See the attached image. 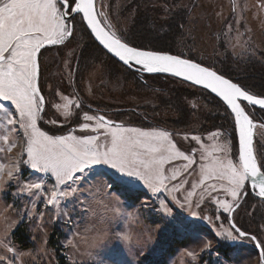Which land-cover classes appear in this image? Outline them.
Here are the masks:
<instances>
[{"label":"rangeland","instance_id":"374dc122","mask_svg":"<svg viewBox=\"0 0 264 264\" xmlns=\"http://www.w3.org/2000/svg\"><path fill=\"white\" fill-rule=\"evenodd\" d=\"M96 2L98 12L102 13L109 28L130 43L136 40V30L141 29L148 32L149 43L154 48L183 53L248 86L263 84L258 75L250 74L249 66L264 70V0ZM139 23L142 25L138 26ZM169 35L173 36L172 48L160 47L159 40ZM144 42L148 44L147 40ZM80 43L76 32L64 44L45 46L38 55L39 85L45 97L39 126L49 134L63 135L69 131L76 135L92 134L79 130V124L85 122L83 113L103 114L125 127L170 132L177 147L192 154L196 162L187 169L183 159L166 164V174L179 173L177 180L168 183L167 191L161 189L159 193H153L141 186L135 193L120 197L104 187L107 177L99 176L97 172L108 169L98 166L86 171L84 179L77 182L83 185L75 193L78 200L69 195L56 206L47 203L54 177L35 172L22 163L26 158L22 156L24 141L13 133L10 139L17 146L10 153H0L7 164L0 178V242H3L0 243V256L8 259L15 256L13 264H59L60 257L65 259V264H116L117 261L121 264H264L254 241L241 238L233 242L217 235L223 229L231 228L232 219L245 232L264 241V200L248 191L238 198L239 207L235 211L225 213L220 202L232 203L230 194L225 191L227 180L213 178L200 184L203 178L201 164H211L216 158L238 161L237 134L235 139L232 123L223 121L225 111L213 108L210 95L182 79L166 77L158 81L146 76L145 83L138 72L134 69L133 74L127 72L122 62L120 65L109 58L110 54L101 51L84 58ZM172 88L181 91V99L190 108L185 119L175 112ZM258 95L264 96V90ZM69 102L72 114L66 117L63 107L57 109L55 105ZM3 103L10 111L14 110L15 106L10 102ZM249 108L255 114L259 113V108ZM131 111L147 115L162 126L128 122ZM208 117H221V122L215 124L208 121ZM254 118L253 145L259 159V154L264 152V112ZM176 120V124L184 127L172 128ZM56 130L62 132L53 133ZM213 133H217L215 138ZM192 136L201 139L193 141ZM224 144L229 146L227 153L217 150ZM0 147H6L2 141ZM18 160L21 161L19 175L9 180L7 173ZM40 179H43L46 191L32 189L29 194L24 190L26 184ZM181 183L179 192L172 191L173 185ZM209 185H215V190ZM190 191L194 195L188 197ZM161 201L171 209V216L161 211ZM112 207L120 208L121 215L108 211ZM193 212L198 215L193 216ZM173 218L185 221L189 227L178 231L168 222ZM21 223L32 243L27 248L20 247L12 236ZM101 233L105 234L104 240L93 243V237ZM123 234L131 239L118 238ZM69 239L72 244L68 243ZM208 241L211 243L206 249L204 245ZM4 243L14 251L8 252ZM189 251L195 254L194 257L187 254Z\"/></svg>","mask_w":264,"mask_h":264},{"label":"snow or ice","instance_id":"6c2138e0","mask_svg":"<svg viewBox=\"0 0 264 264\" xmlns=\"http://www.w3.org/2000/svg\"><path fill=\"white\" fill-rule=\"evenodd\" d=\"M101 15L95 9L94 0H0V141L6 146L0 147V153H10L17 146L10 139L13 133L22 137V156L26 157L22 163L35 172L54 177L55 183L47 203L56 206L69 195L78 200L75 193L83 185L77 182L84 179L86 171L90 172L98 166L108 169L97 172V175L107 177L104 187L120 197L135 193L141 186L153 193H159L161 189L167 191L168 183L177 180L179 173L173 171L171 175L166 174L165 165L183 159L187 162V169L196 162L192 154H186L177 147L170 132L125 127L106 119L104 115L83 113L85 122L79 124V130L92 134L76 135L73 131L63 135L49 134L39 126L45 97L39 85L38 55L46 45L64 44L74 37L73 21L79 17L106 53L117 58L129 70L182 78L214 93L230 110L229 114L234 115V130L238 131L239 137L238 161L216 158L211 164H201L203 178L200 184L213 178L227 180L225 191L230 194L232 203L220 202L225 213H232L239 207L238 198L245 192L258 189L257 195L264 198V152L259 154L258 159L253 146L255 125L246 112L249 106H259L264 111V96L251 93L240 83L183 53L173 54L168 50L130 43L115 31L108 30L100 19ZM3 102H10L15 106L14 110L10 111ZM70 104H57L55 107H63L68 117L72 114ZM76 107L80 108V105ZM212 136L215 138L217 133ZM191 139L199 141L201 138L192 136ZM217 150L227 153L229 146L220 145ZM20 163L18 160L12 165L15 171H8L9 180L19 175ZM6 167L4 157L0 156V178ZM43 185L44 181L40 179L39 182L26 184L24 190L29 194L32 189L46 191ZM181 187L182 183L173 185L172 191L179 192ZM209 187L215 190V185ZM193 195L194 192H188V197ZM173 199L180 203L176 197ZM180 206L184 207V204ZM160 209L166 216H171V209L163 201ZM84 211L86 213L87 209ZM108 211L120 216L122 210L112 207ZM192 215L198 214L193 212ZM168 222L178 231L189 227L188 223L176 218ZM217 235L233 242L247 238L256 242L257 247L264 248V241L257 240L255 235L242 231L235 224ZM104 238L105 234L101 233L93 237V243ZM118 238L125 241L131 239L127 234ZM68 243L73 241L69 239ZM210 243L206 242L204 247L207 249ZM4 247L8 252L14 251L7 243ZM187 254L195 255L191 251ZM260 255L264 259V251ZM14 259L15 256L13 259L0 256V264H13Z\"/></svg>","mask_w":264,"mask_h":264},{"label":"trees","instance_id":"16d2710c","mask_svg":"<svg viewBox=\"0 0 264 264\" xmlns=\"http://www.w3.org/2000/svg\"><path fill=\"white\" fill-rule=\"evenodd\" d=\"M73 24L75 25V29H74V36L76 35V32L77 34L80 36V44H81V51H83V56L84 58L87 57L90 53H96V52H104L106 53V50H104L102 48L101 45H99V43L95 40V38L93 37V35H90V30L86 27L85 24H82L80 22V19L79 17L76 18L75 21H73ZM142 24L139 23L138 26H141ZM176 25V24H175ZM141 28V27H139ZM143 30L139 29L138 31L136 30V35L134 34V36L136 37V40L133 42L135 45L138 44V45H142V46H149L150 47H155L153 44L149 43V39H151L150 35L147 34L148 32L145 31V32H142ZM73 38V37H72ZM147 40L148 44H146L144 41ZM160 44L159 46L160 47H168L169 49L172 48L173 46V36L169 35L167 37H165L163 40H159ZM109 55V54H108ZM109 58H112V60L117 63V64H121V62H119L116 58H114L113 56H109ZM250 68V74L251 73H255L256 75H258L261 79H263V84H259L257 87H254L253 85L251 86H248L247 84L239 81L237 78L233 77L232 75L230 74H225L224 72L220 71L221 73L229 76L230 78L234 79L235 81L239 82L242 86L246 87L250 92L252 91L253 93H256V94H259L261 93L264 89V70L262 69H257V68H254V65L253 66H249ZM127 69V72L129 71L131 74H133L134 72L132 70H128V68L126 67ZM139 75V77L144 81V79H146V76L147 77H153L154 79L158 80V81H162L163 79H165L166 77H171L169 75H165V74H148V73H137ZM136 72H135V75H137ZM145 77V78H144ZM175 78V77H173ZM145 82V81H144ZM146 83V82H145ZM166 83V82H164ZM167 84V83H166ZM165 84V85H166ZM166 86H164L163 88H165ZM198 87V86H196ZM252 87V88H251ZM200 88L201 90L205 91L208 95H210L212 97V102H213V108L215 109H223L225 111V114L222 115V118H223V121H227L229 120L230 123H232L233 127L235 128V121H234V117L233 115H230V110H228L226 108V106L223 104V102L218 98L216 97L213 93H211L210 91L202 88V87H198ZM173 91L172 93L174 94V100L175 101V106H174V109H175V112L179 113L180 116H184L182 119H185V117L187 116V113L188 111L190 110L189 106L186 105V103L181 99V91L179 89H176V88H172ZM257 91V92H256ZM259 92V93H258ZM249 107H255V106H249ZM246 108L249 112V110L251 112L250 115L252 116L253 120L255 119L254 118V115L256 114H261V110H259V113H256L255 114V111L252 112L251 108ZM258 108V107H257ZM214 109V110H215ZM227 112V113H226ZM264 112V111H263ZM129 113V112H128ZM227 115H229L227 117ZM127 121L128 122H132V123H136V124H139V125H142V126H151V125H154L155 124L156 126H162V124H159L160 122H157V121H152L149 117L146 116H141V115H138L137 112L135 111H131V114H128V117H127ZM180 118V117H179ZM209 119H207L208 121H212L214 122L215 124H217V121H220L221 122V117L217 118V117H208ZM214 120V121H213ZM177 120L174 121V125H172L173 127L172 128H182L184 127L183 124H176ZM41 126L47 130L46 126H44L42 124V122H40ZM170 131L172 132H175L174 130H171L170 128H168ZM50 131V130H49ZM52 132V131H51ZM58 132H62L61 130H56L54 131L53 133H58ZM234 137L236 139V131L234 130ZM12 236H13V239L19 244L20 247H23V248H27L28 246H31V240L29 239V235H28V231L26 230V228H24V225L23 223H21L19 226H17L13 233H12ZM53 242V238L50 239V243L52 244ZM59 261L60 263L59 264H65V259H63V257H60L59 258Z\"/></svg>","mask_w":264,"mask_h":264},{"label":"water","instance_id":"95a60500","mask_svg":"<svg viewBox=\"0 0 264 264\" xmlns=\"http://www.w3.org/2000/svg\"><path fill=\"white\" fill-rule=\"evenodd\" d=\"M94 6H95V9H96V11L98 12V8H97V4H96V0H94ZM101 19V18H100ZM102 23H103V21H102ZM103 25L104 26H106L104 23H103ZM107 27V26H106ZM108 28V27H107ZM90 30V29H89ZM108 30H110L109 28H108ZM111 31V30H110ZM94 37V36H93ZM98 42V41H97ZM173 54H177V53H174V52H172ZM117 59V58H116ZM118 60V59H117ZM195 60V59H194ZM197 62H200V61H198V60H196ZM202 63V62H201ZM204 64V63H203ZM205 66H208V65H206V64H204ZM214 69V68H213ZM214 70H216V69H214ZM218 71V70H217ZM219 72V71H218ZM221 73V72H220ZM223 74V73H222ZM165 75H167V74H165ZM226 76V75H225ZM227 78H230V77H228V76H226ZM179 79H182V78H179ZM230 79H232V78H230ZM233 80V79H232ZM234 82H237V81H235V80H233ZM190 83V82H189ZM239 83V82H238ZM195 86H198V87H202V86H199V85H195ZM203 88V87H202ZM207 90V89H206ZM208 91H210V90H208ZM42 93V92H41ZM252 93V92H251ZM214 94V93H213ZM253 94H255V93H253ZM215 95V94H214ZM258 95V94H257ZM260 96H263V95H260ZM255 107H258L259 108V106H255ZM246 112L248 113V115H249V117H250V119H252V116L250 115V113L248 112V110L246 109ZM99 115H103V114H99ZM105 116V115H104ZM106 117V119H109V120H112V119H110V118H108L107 116H105ZM233 117H234V115H233ZM253 120V119H252ZM112 121H114V120H112ZM235 121V120H234ZM115 123H119L118 121H114ZM253 123H254V121H253ZM253 132H254V128H253ZM236 134H237V141H238V139H239V137H238V131H236ZM254 146V145H253ZM238 150H239V143H238ZM249 186H250V184H249ZM256 190H258V189H256ZM255 194H257L258 192L257 191H255V190H252ZM261 198V197H260ZM263 200H264V198H262ZM231 214V213H230ZM231 223L232 224H235L234 222H233V220L231 219ZM237 227H239L237 224H235ZM240 228V227H239ZM241 229V228H240ZM242 231H244L243 229H241ZM245 232V231H244ZM247 233V232H246ZM255 244H256V242H255ZM259 248V251H260V253H261V251H263L262 250V248L261 247H258Z\"/></svg>","mask_w":264,"mask_h":264},{"label":"flooded vegetation","instance_id":"af4514ba","mask_svg":"<svg viewBox=\"0 0 264 264\" xmlns=\"http://www.w3.org/2000/svg\"><path fill=\"white\" fill-rule=\"evenodd\" d=\"M96 4H97V2H96ZM100 18H101V20L103 21V23L109 28V26H108V22L103 18L102 15L100 16ZM109 29H110V28H109ZM110 30H111V29H110ZM111 31H112V30H111ZM66 41H67V40H66ZM66 41H65V42H66ZM59 45H60V44H59ZM46 46H47V45H46ZM42 49H43V48H42ZM42 49H41V50H42ZM254 121H255V120H254ZM73 128H74V126H73ZM249 187H250V186H249Z\"/></svg>","mask_w":264,"mask_h":264}]
</instances>
